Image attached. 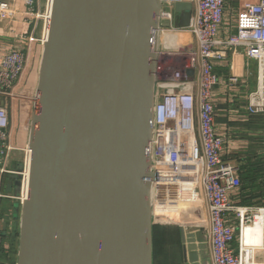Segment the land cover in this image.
<instances>
[{"label": "water", "instance_id": "1", "mask_svg": "<svg viewBox=\"0 0 264 264\" xmlns=\"http://www.w3.org/2000/svg\"><path fill=\"white\" fill-rule=\"evenodd\" d=\"M162 9V0H51L26 193L20 175H8L23 197L15 264H153L148 147ZM192 10L175 2L178 27ZM178 226L184 264H209L202 229Z\"/></svg>", "mask_w": 264, "mask_h": 264}, {"label": "built area", "instance_id": "2", "mask_svg": "<svg viewBox=\"0 0 264 264\" xmlns=\"http://www.w3.org/2000/svg\"><path fill=\"white\" fill-rule=\"evenodd\" d=\"M176 1L192 4V16L185 28L176 25L173 13ZM50 2L46 0L42 16L45 24L49 20ZM19 4L18 11L0 2V20H13L17 11L25 19L12 23L14 46L0 51V99H26L36 105L37 95L27 98L17 89L26 64L19 45L33 41L27 26L34 15L35 0H20ZM162 4L159 19L168 23V27L159 31L165 42L159 44L157 52L153 134L148 147L157 176L152 194L153 221L166 223L157 216L160 208H164L158 203L170 186L180 188L183 194L180 201L187 203L192 201L194 193L200 192L207 205V219L194 225L206 237L211 264H264V206L233 204L240 187L239 172L236 166L222 159L224 140L215 128L213 103V91L218 85L231 88L239 84L232 65V73L221 79L214 72L216 63L227 61L228 52L235 55L241 50L246 60L256 65V87L247 94L246 112L264 115V0L244 3L231 33L224 26V0H162ZM176 32H188L196 48L181 46L175 39L166 41L164 37L174 36ZM45 36L46 30L40 44ZM189 70L194 71L192 81ZM262 139L264 160V126ZM11 140L9 109L7 104L0 105V201L14 198L2 190L4 175H20L25 193L29 179L30 152L26 147L22 150L20 171L7 166L10 154L17 150ZM21 189L16 197L18 202L23 199Z\"/></svg>", "mask_w": 264, "mask_h": 264}, {"label": "crops", "instance_id": "3", "mask_svg": "<svg viewBox=\"0 0 264 264\" xmlns=\"http://www.w3.org/2000/svg\"><path fill=\"white\" fill-rule=\"evenodd\" d=\"M0 2H4L18 11L21 9L19 4L20 0H0ZM246 2H258V0H224V26L227 27L228 32H232V27L235 25L234 20L243 4ZM45 10L46 0H35L34 15L32 18H29V25L27 26V33L33 41H27L19 45L23 48L26 56V64L17 89L21 95L27 98L36 95L37 69L41 54L40 40L43 38L45 28L42 16ZM18 11L13 20H0V51L9 50L14 46L10 29L14 24L25 21L22 14ZM173 35L176 37L180 36L179 40H177L178 38L175 40L181 46L189 45L196 48L195 41L188 32H176ZM222 36L225 35L221 34V37ZM164 42L162 36L159 35V44H163ZM231 65L233 73L239 77V84L231 88L224 87L222 84L218 85L213 91V103L216 115L215 128L216 131L222 135L224 140L222 159L236 166L238 169L239 166L245 164L246 158L250 157L253 153L258 155L262 154L263 124L261 118L251 117L246 112L247 94L256 87L255 63L247 61L241 50H238L235 55H233L232 52H228L227 61L217 62L214 67V72L221 79H226L232 73V71H230ZM3 105L1 104V106ZM7 106L10 119L13 117V112L20 117V120L16 123V128L12 124L14 130L11 125V144L13 143L12 145L17 147V150L10 154L7 163L10 170H16L19 166L18 163L22 162L23 159L22 150L26 147V139L22 142L23 136L21 128L25 126V119L28 116L27 114L31 113L33 103H30V101L26 99H20L16 100L13 110L9 105ZM4 176H7L8 179V175ZM11 189L12 190L6 194L14 197L12 182ZM2 190L4 192L3 186ZM168 192L167 197L161 201V205L164 206L163 210L167 212L170 223H172L173 220L176 221V224L172 226L181 224L180 220L183 219V214H186L188 219L197 223L207 219V205L200 192H196L192 195L191 202L187 203V200H184L187 204L185 203L182 209L177 207L183 195L180 188L170 186ZM236 196L233 199V204L236 203ZM8 200L12 201V203L7 208L5 216L0 217L1 222L7 223L6 232L2 231L5 239L2 245L3 252L0 255V264H15L16 259L17 237L14 241L12 236L18 234V213L16 214L15 207L19 205V203L16 197ZM175 210L178 212H174ZM170 223L166 222L165 225L167 226ZM232 247L235 248V244H233ZM207 253L209 256L208 250ZM208 262L211 264L210 258ZM153 264H184L180 242L177 245L166 246L156 252H154L153 248Z\"/></svg>", "mask_w": 264, "mask_h": 264}, {"label": "trees", "instance_id": "4", "mask_svg": "<svg viewBox=\"0 0 264 264\" xmlns=\"http://www.w3.org/2000/svg\"><path fill=\"white\" fill-rule=\"evenodd\" d=\"M250 116L261 118L264 126V115ZM245 161L244 165L238 167L240 187L235 198V204L244 207L264 206V160L262 154L258 155L253 153L250 157L246 158ZM3 179H7V176H3ZM152 234L154 252L166 246L177 245L180 242L179 226L155 224ZM12 237L15 241L17 234ZM0 239L2 241V253V245L5 239L2 230H0Z\"/></svg>", "mask_w": 264, "mask_h": 264}, {"label": "rangeland", "instance_id": "5", "mask_svg": "<svg viewBox=\"0 0 264 264\" xmlns=\"http://www.w3.org/2000/svg\"><path fill=\"white\" fill-rule=\"evenodd\" d=\"M235 21H236V18H235V20H234V23H235ZM178 38V39H177ZM173 39H177V40H179L180 39V36H171V37H168L167 38V40L166 41H172ZM256 71V70H255ZM255 80H256V76H255ZM3 105V104H7V105H9L10 106V108L13 110L14 109V105L16 104V101H10V100H6V101H4V100H1L0 99V105ZM31 113H29V114H27L28 116L26 117V119H25V126H23L21 129H22V142H24L25 140L24 139H27V136H28V132H29V127H30V115ZM18 120H20V117L17 115V114H15V112H13V117L11 118V121H12V123H11V125L13 124L14 125V127L16 128V123L18 122ZM13 125H12V127H13ZM14 127H13V130H14ZM11 142H12V140H11ZM13 144V143H12ZM22 162H19L18 164H19V166L18 167H21V164ZM17 167V168H18ZM2 186L4 187V192L5 193H8V192H10L12 189H11V182H10V180H8V179H2ZM164 192H166V190L164 191ZM11 203H12V201H9L8 199H2L1 201H0V217H4L5 216V212H6V210H7V208L9 207V205H11ZM186 202L184 201V200H182V201H179V203H178V205H177V207H179V208H184V204H185ZM187 204V203H186ZM162 215H165V216H168L167 215V212H165L164 210H161V212H160ZM176 221H172V223H170V224H168L167 226H172V225H174V224H176L175 223ZM180 222L181 223H191V224H196L197 222H195V221H193V220H190V219H188V218H183L182 220H180ZM165 225V224H164ZM6 227H7V223H3V222H1L0 221V230H2V231H5L6 232Z\"/></svg>", "mask_w": 264, "mask_h": 264}, {"label": "bare ground", "instance_id": "6", "mask_svg": "<svg viewBox=\"0 0 264 264\" xmlns=\"http://www.w3.org/2000/svg\"><path fill=\"white\" fill-rule=\"evenodd\" d=\"M171 36L172 35H167L164 38L167 40V38L168 37H171ZM185 180H187V179H185ZM168 193H169L168 190H166V192H164V195L160 196V198H159L160 202L158 204L161 205V201L164 200L167 197ZM157 216L160 218L161 221L168 222V223L170 222L169 219H168V217L165 216V215H162L160 212H159V214Z\"/></svg>", "mask_w": 264, "mask_h": 264}]
</instances>
